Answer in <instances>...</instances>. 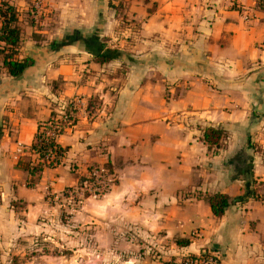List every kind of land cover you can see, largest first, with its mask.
I'll return each instance as SVG.
<instances>
[{
  "label": "crops",
  "instance_id": "obj_1",
  "mask_svg": "<svg viewBox=\"0 0 264 264\" xmlns=\"http://www.w3.org/2000/svg\"><path fill=\"white\" fill-rule=\"evenodd\" d=\"M7 1L24 29L19 58L33 63L0 75V264H164L191 254L264 264L258 1L49 0L36 25L31 0ZM73 100L78 121L57 139L68 149L62 163L27 186L19 146ZM209 128L225 132L219 147L203 140ZM99 166L109 180L100 196L81 182ZM220 193L232 202L217 217L209 199Z\"/></svg>",
  "mask_w": 264,
  "mask_h": 264
},
{
  "label": "trees",
  "instance_id": "obj_2",
  "mask_svg": "<svg viewBox=\"0 0 264 264\" xmlns=\"http://www.w3.org/2000/svg\"><path fill=\"white\" fill-rule=\"evenodd\" d=\"M257 1L260 7L264 8V0ZM19 16L20 13L14 5L7 0H0V75L12 77L20 76L33 63L30 58H19L22 35L24 32ZM27 16L29 23L33 25L37 24L30 10ZM75 102V100L69 101L64 108L65 113L69 116L67 119H64L60 112L54 110L47 120L40 122L32 143L28 146H24L23 152L18 157V165L28 174L27 186H36L46 168H53L62 163L68 149L61 146L57 139L78 121V119L72 117L75 114ZM100 105L101 103L97 97L90 98L87 101L86 112L89 118H93ZM224 136L225 132L222 129L209 128L205 131L203 140L209 146L219 147ZM95 168L97 167L91 168L89 174L81 178L83 186L86 185L89 187L92 184L93 178L91 177V172ZM68 191H70V193H75V191L78 190L69 189ZM66 194L68 193L66 192ZM101 194L103 193H98V195ZM83 195H89L88 191H83ZM209 200L212 211L217 217L223 216L232 202L230 196L221 193L211 196ZM206 255L208 254H200L199 256L191 254L189 257L198 259ZM164 264L186 263L173 259Z\"/></svg>",
  "mask_w": 264,
  "mask_h": 264
},
{
  "label": "built area",
  "instance_id": "obj_3",
  "mask_svg": "<svg viewBox=\"0 0 264 264\" xmlns=\"http://www.w3.org/2000/svg\"><path fill=\"white\" fill-rule=\"evenodd\" d=\"M49 6V0H31L30 13L33 19L36 22H40L42 18L46 15L47 9ZM75 114L72 116L74 119L78 115L80 108V101L76 100ZM63 115L64 119H67L69 116L65 111L60 112ZM24 146H19L18 154L20 155L23 152ZM91 177L93 178L92 184L89 186V190L93 195H98L102 193L103 190L108 186V177L105 167L99 166L91 172ZM79 194V195H76ZM82 193H72L74 199L81 196ZM199 232H195L194 235L198 236ZM180 261L185 262L186 264H219V259L216 255H206L204 257H199L198 259H192L189 255L183 257Z\"/></svg>",
  "mask_w": 264,
  "mask_h": 264
},
{
  "label": "rangeland",
  "instance_id": "obj_4",
  "mask_svg": "<svg viewBox=\"0 0 264 264\" xmlns=\"http://www.w3.org/2000/svg\"><path fill=\"white\" fill-rule=\"evenodd\" d=\"M30 4H31V1H30ZM75 104H77V103L75 102ZM106 188L103 190V192H102L103 194L105 193ZM103 194H101V195H103ZM98 196H100V195H98ZM81 197H82V195L80 197L76 198V199H73V200H76V201L73 202V204H75V205L80 204ZM154 253H155V251H154Z\"/></svg>",
  "mask_w": 264,
  "mask_h": 264
}]
</instances>
